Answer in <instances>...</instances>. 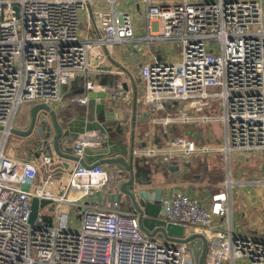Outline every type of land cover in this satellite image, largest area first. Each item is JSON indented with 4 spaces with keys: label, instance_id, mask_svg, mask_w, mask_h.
<instances>
[{
    "label": "built area",
    "instance_id": "built-area-1",
    "mask_svg": "<svg viewBox=\"0 0 264 264\" xmlns=\"http://www.w3.org/2000/svg\"><path fill=\"white\" fill-rule=\"evenodd\" d=\"M126 1H135L131 9L123 8ZM130 40L181 46L178 60L148 59L140 69L152 110L175 108L156 119L184 126L187 134L151 150L156 161L195 162L219 150L228 165L233 153L264 157V0H0V264H199L203 243L196 257L189 242L149 236L134 208L94 200L108 185V172L85 156L107 142L101 128L75 136L76 163L66 183L56 169L46 168L41 178L39 167L7 153L19 107L61 103L63 86L78 77L84 87L76 101L86 104L92 92L121 99L123 86L91 77L89 53ZM195 123L209 126L194 131ZM201 139L221 147L200 146ZM40 158L45 167L54 162L48 153ZM227 171L228 192L173 190L162 196L159 217L204 235V264H264V231L244 236L215 225L214 204L227 203L237 183ZM61 204L77 208V228L69 227Z\"/></svg>",
    "mask_w": 264,
    "mask_h": 264
},
{
    "label": "crops",
    "instance_id": "crops-1",
    "mask_svg": "<svg viewBox=\"0 0 264 264\" xmlns=\"http://www.w3.org/2000/svg\"><path fill=\"white\" fill-rule=\"evenodd\" d=\"M82 16L85 17L86 15L83 13ZM82 30L84 33L87 32L86 27ZM169 44V42L147 44L140 40H130L121 43H109L106 47L95 46L91 77L100 84L123 86L125 90L123 97L113 100L106 94L105 97H102L105 99L90 97L86 104H82L76 101L77 97L83 95L84 87L83 78L78 77L70 84L63 86V101L51 106L62 129L59 146L64 153L73 156V140L77 134L85 129L101 128L107 133L108 139L104 146L99 149H88L85 156L86 163L102 164L108 172V185L104 187V191L96 194L97 197L94 199L105 208L112 206L109 197L112 192H117L114 183L117 182L118 184V179L121 183L129 179V173L122 165L109 161V159L119 157L133 161L135 170L140 172V182L149 180L148 183H140L139 186L147 189L150 194L154 193L157 188L162 190V196L177 189L190 194L199 193L202 196L228 192L226 187L228 178L225 177L228 176L227 173L224 175L223 171H219V174L210 180L208 179L207 183H202L201 181H204L210 173L207 172L205 175L204 171V173L192 174L191 167L195 164L194 162L182 160L163 164L156 161L150 153L153 149L167 146L173 137L179 136L178 131L186 132L184 126L181 127L179 124L156 119L165 117L170 110L173 113L175 108H169L168 105L166 110H152L146 103V87L140 75L141 66L148 59L157 58L164 61L175 59V56L168 50ZM34 105L36 104L25 103L22 105L23 109L26 110V115L16 121L15 128L27 129L29 127L31 109ZM49 119L52 123L51 116ZM56 133L57 131L54 130L53 136ZM23 136L26 137L21 140L22 142L15 143L26 145L32 155L40 159L41 152L33 145V134ZM9 151L11 152L8 148L7 153ZM43 153L53 156V163H55L61 181L68 182L76 163L74 156L65 157L58 154L54 148V139L52 150L45 149ZM206 155L208 160L200 157L197 161L204 163L202 159H206L205 165L209 168L211 156ZM255 155L262 158L263 164L261 159H256ZM238 157L245 159L246 164L244 165H250L251 162L255 161L257 163L255 169L262 167V173L259 170L260 175L263 174L262 179L253 178L254 172L252 179L238 181L234 184L227 203L214 204V222L218 228L226 229L231 225L236 234L250 236L264 231V157L261 153L246 155L233 153L230 156L231 168L232 159L235 161ZM145 172L148 174L141 176ZM236 173L242 174L239 168H237ZM44 176L45 173L43 175L40 170V177L43 178ZM259 196L263 197L262 201H260ZM116 207L124 211L133 210L132 206L122 203V199L119 200ZM225 209L230 210L227 216L217 213L225 211ZM196 231L192 227H185L187 236L198 233ZM237 262L248 263L246 260H237L235 264ZM224 264H232V262L228 261Z\"/></svg>",
    "mask_w": 264,
    "mask_h": 264
},
{
    "label": "water",
    "instance_id": "water-1",
    "mask_svg": "<svg viewBox=\"0 0 264 264\" xmlns=\"http://www.w3.org/2000/svg\"><path fill=\"white\" fill-rule=\"evenodd\" d=\"M103 92H92L90 97H104ZM40 108H45L47 111L46 115L43 117H38V110ZM51 116L52 123L49 119ZM36 127V136L33 138V145L35 148H40V152L46 150H52V141L54 139V148L58 154L61 156L73 157L67 153H64L60 149V137L62 134V129L56 119L55 112L46 103L36 104L31 109V120L30 125L27 129H17L14 128L13 132H17L21 135H30L34 128ZM54 130L57 131L56 135L53 136ZM109 161L118 163L125 168L129 173V179L125 182L118 179L114 183V187L117 192H112L110 194V201L119 202L122 199V203L127 206H132L139 213V221L141 223L142 229L151 237H155L158 234L163 235L168 240L189 242L195 249V256L199 255V245L203 242V249L200 256L199 264H204V257L206 253L207 242L202 233H194L190 236H187L185 233V226L167 223L165 220L159 217L160 210L157 209L156 202L161 201L162 199V190L157 188L155 190L154 199L151 198V194L147 189L141 188L140 183H148L149 180L140 182V172H137L134 168L133 161H128L125 158H112ZM142 173V172H141ZM148 172H145L142 175H146ZM142 179V177H141ZM47 201L43 200L42 204H46ZM39 207L38 198H33L32 204V214L31 222L37 217Z\"/></svg>",
    "mask_w": 264,
    "mask_h": 264
},
{
    "label": "rangeland",
    "instance_id": "rangeland-1",
    "mask_svg": "<svg viewBox=\"0 0 264 264\" xmlns=\"http://www.w3.org/2000/svg\"><path fill=\"white\" fill-rule=\"evenodd\" d=\"M135 1H126L123 8H127V9H131L134 5ZM86 27V17L82 16L81 15V28H84ZM216 41H213V43H215ZM170 46H168V50L169 52L175 56V59L178 60V57L177 56H180V53H181V46H179L177 43H173V42H170L169 44ZM94 54H95V51H94V48L90 51L89 53V61H90V65H92V60H93V57H94ZM25 104V103H24ZM23 105V104H22ZM22 105L19 107V110L16 114V118H15V123L16 121H18V119H22L25 117L26 115V110L23 109ZM53 104H51L50 106H52ZM47 113V111L45 110V108H40L38 110V117H43L45 116ZM220 123V122H219ZM197 124L195 126V128H192L194 131H205V129L208 128V124H205V123H195ZM178 135L180 136H187L186 132L185 131H178L177 132ZM32 135V134H30ZM28 136V135H27ZM24 137L26 136H23L17 132H12L11 136L9 137V140L7 142V152H8V148L11 150V152L9 151L8 155L11 156V157H16V158H20V159H24L28 162H31L32 164L36 165L37 167L40 168L42 174L44 175L45 173V169L46 168H51V169H56L55 167V163H52L50 164L48 167H45L43 165V162H42V159L40 158H37L35 156L32 155V153L29 151V148L24 145V144H18V143H15V142H20L21 140L24 139ZM22 142V141H21ZM208 145L210 147H215L217 146L216 148H218L219 146L221 147L220 145V142L219 140H213L211 144L213 145H209V142H205L201 139L200 140V146H203V145ZM42 147V146H41ZM40 150V148H38ZM43 152H41L42 154ZM44 154V153H43ZM59 156V155H58ZM208 156H211L210 157V165H209V168H207L208 166L205 165V163H207V161H205L206 159H202V161H204V163L202 162V170H204V166L206 167V171L210 174H208L206 176V178L204 179V181H201L202 183H207V180L211 179L212 177H215L216 175L219 174V171H223L224 175H226V173L228 174V167H230V170H231V179L234 181V182H242V181H247V180H250V178L252 179V174L255 172L253 178L256 177V179H262V175H260L259 173V170H261V173L263 171V168H259L257 167V169H255L256 167V162L253 161L251 162L250 165H244L246 164V161L245 159L241 158V157H238L235 161L232 159V168L231 166L228 165V162L226 161V158H225V153L221 150L219 151H216V153H213V154H208ZM254 156V155H253ZM207 158L208 160V157L206 154H201V156H199V158ZM256 159L260 160L261 163L263 164V161H262V158L259 156L257 157V155H255ZM194 163H201L200 161H196ZM243 165V167H242ZM252 168H250V167ZM242 167V169H241ZM237 168H239V170L242 172V174H238L236 173V170ZM256 170V171H255ZM57 171V169H56ZM204 173V172H203ZM58 174V172H57ZM228 178V176H225ZM236 180V181H235ZM238 187V186H237ZM240 187V186H239ZM242 188V187H240ZM259 199L260 201L263 200V197L262 196H259ZM157 205V209L161 210V201L159 202H156L155 203V206ZM61 208L68 212L70 214V218H69V227L70 228H77L80 223H81V219L79 218L78 214H77V208L76 207H71L67 204H61ZM263 217H264V214H263ZM237 264H250V263H239L237 262Z\"/></svg>",
    "mask_w": 264,
    "mask_h": 264
},
{
    "label": "trees",
    "instance_id": "trees-1",
    "mask_svg": "<svg viewBox=\"0 0 264 264\" xmlns=\"http://www.w3.org/2000/svg\"><path fill=\"white\" fill-rule=\"evenodd\" d=\"M191 170H192V174L195 173V174H200L201 172H204L205 171V175L207 173L206 171V168L204 167V170H202V163H195L192 167H191Z\"/></svg>",
    "mask_w": 264,
    "mask_h": 264
},
{
    "label": "flooded vegetation",
    "instance_id": "flooded-vegetation-1",
    "mask_svg": "<svg viewBox=\"0 0 264 264\" xmlns=\"http://www.w3.org/2000/svg\"><path fill=\"white\" fill-rule=\"evenodd\" d=\"M35 131H36V127L34 128V130H33L32 133H31V134H33V138H34V137L36 136V134H37Z\"/></svg>",
    "mask_w": 264,
    "mask_h": 264
},
{
    "label": "bare ground",
    "instance_id": "bare-ground-1",
    "mask_svg": "<svg viewBox=\"0 0 264 264\" xmlns=\"http://www.w3.org/2000/svg\"><path fill=\"white\" fill-rule=\"evenodd\" d=\"M105 97V96H104ZM99 98H102V97H99ZM110 98H112V97H110ZM102 99H105V98H102ZM113 100H116V99H114V98H112ZM209 145H213V144H209ZM219 149V148H218Z\"/></svg>",
    "mask_w": 264,
    "mask_h": 264
}]
</instances>
